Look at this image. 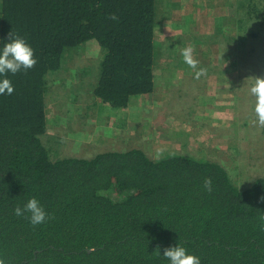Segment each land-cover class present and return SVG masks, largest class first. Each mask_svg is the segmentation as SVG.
Masks as SVG:
<instances>
[{
    "label": "trees",
    "instance_id": "obj_1",
    "mask_svg": "<svg viewBox=\"0 0 264 264\" xmlns=\"http://www.w3.org/2000/svg\"><path fill=\"white\" fill-rule=\"evenodd\" d=\"M229 3L234 39L243 47L260 37L264 0ZM0 4V47L11 36H22L37 60L27 71L7 74L14 91L0 94L5 264H168L161 255L178 240L201 264H264V178L244 189L218 162L181 153L152 159L138 148L53 159L42 140L52 77L90 44L101 49L90 98L123 108L132 97L154 90L155 64L163 51L155 39L159 0ZM201 4L211 6L213 0ZM205 178L213 182L211 193L203 189ZM33 196L50 214L35 227L13 214Z\"/></svg>",
    "mask_w": 264,
    "mask_h": 264
},
{
    "label": "rangeland",
    "instance_id": "obj_2",
    "mask_svg": "<svg viewBox=\"0 0 264 264\" xmlns=\"http://www.w3.org/2000/svg\"><path fill=\"white\" fill-rule=\"evenodd\" d=\"M204 1L159 0L155 39L163 51L154 90L132 97L127 107L108 108L89 96L101 49L88 41L78 56L70 50L73 60L54 74L47 92L42 140L53 159L138 148L152 159L181 153L218 162L244 189L264 178V126L253 123L256 98L250 93L257 77L264 78V28L240 47L230 0L207 7ZM188 47L195 67L181 55Z\"/></svg>",
    "mask_w": 264,
    "mask_h": 264
},
{
    "label": "clouds",
    "instance_id": "obj_3",
    "mask_svg": "<svg viewBox=\"0 0 264 264\" xmlns=\"http://www.w3.org/2000/svg\"><path fill=\"white\" fill-rule=\"evenodd\" d=\"M112 19H116V17L113 16ZM181 55L184 62L189 66H196L197 62L193 59V49L191 47L184 48ZM36 62L34 49L24 37L13 35L5 41L3 46L0 47V76L5 77L0 79V94L11 95L14 91L12 82L6 78L7 74L15 75L21 70L27 71ZM250 93L256 98L254 105L256 119L253 123L258 126H264V78L257 77L256 83L250 89ZM203 189L209 193L213 191L211 178H205ZM261 199L264 200V197H261ZM13 214L17 217L26 218L34 227L42 225L50 219V214L35 196L29 198L22 206H16L13 209ZM157 249L160 254L159 248ZM161 256L168 261V264H201L200 257L190 253L179 240L174 246L166 247ZM0 264H5L3 258H0Z\"/></svg>",
    "mask_w": 264,
    "mask_h": 264
},
{
    "label": "crops",
    "instance_id": "obj_4",
    "mask_svg": "<svg viewBox=\"0 0 264 264\" xmlns=\"http://www.w3.org/2000/svg\"><path fill=\"white\" fill-rule=\"evenodd\" d=\"M47 117H48V115H47Z\"/></svg>",
    "mask_w": 264,
    "mask_h": 264
}]
</instances>
